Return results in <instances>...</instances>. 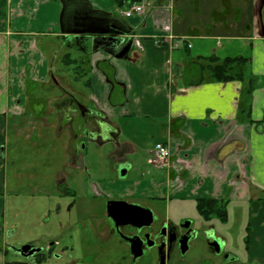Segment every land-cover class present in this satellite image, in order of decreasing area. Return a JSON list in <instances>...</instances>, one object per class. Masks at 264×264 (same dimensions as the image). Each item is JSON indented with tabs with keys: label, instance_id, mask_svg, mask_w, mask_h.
I'll return each mask as SVG.
<instances>
[{
	"label": "crops",
	"instance_id": "crops-1",
	"mask_svg": "<svg viewBox=\"0 0 264 264\" xmlns=\"http://www.w3.org/2000/svg\"><path fill=\"white\" fill-rule=\"evenodd\" d=\"M135 3L145 13L127 18ZM237 57L250 59L244 80L215 81L209 59ZM27 104L64 117L67 130L79 116L117 154L138 151L143 135L168 145L158 175L129 178L133 162L118 157L127 174L90 182L89 194L216 200L227 215L233 203L250 215L238 264H264V0H0V264L17 229L4 214L8 126L32 118Z\"/></svg>",
	"mask_w": 264,
	"mask_h": 264
},
{
	"label": "rangeland",
	"instance_id": "rangeland-1",
	"mask_svg": "<svg viewBox=\"0 0 264 264\" xmlns=\"http://www.w3.org/2000/svg\"><path fill=\"white\" fill-rule=\"evenodd\" d=\"M39 94L45 100L55 93L42 91ZM27 105L25 111L32 115V118H23L24 123L21 125L10 123L8 126L9 143L5 156L8 189L4 214L7 228L11 230L10 228L17 227L16 232L10 234L8 245L21 248L32 244L45 249L54 240H59L60 244L53 246V253L45 258L44 264H66V255L71 251L75 258L83 257L85 253L90 254L96 262L87 264H112L120 257L121 249L115 247L103 251L100 247V238L94 226L96 222L91 217L102 213L104 206L98 196L89 194V183L98 179L118 178L117 166L120 163H117V159L122 156L133 162L134 170L129 178L142 176V172L139 173L142 169L151 170L158 175L160 170L149 164V154L143 148L144 144L153 146L154 139H146L148 136L143 135V149L140 148L134 153L124 151L117 154L112 141L100 139L95 142L88 137L87 126L79 116L72 118L68 131L64 117L54 121L49 116L51 109L46 107L34 116V110L30 108V104ZM28 120H32V123H25ZM94 134L98 136V133ZM72 155L82 159V169L67 166V162L75 161ZM67 191V197L61 195ZM138 202L150 206L155 211L167 212L176 220L181 216H188L202 221L197 204L193 201H174L167 206L164 202ZM59 203L65 209L60 215L57 213ZM72 203V210L67 213L66 209ZM235 207L237 209V205L231 203L228 223L223 225L217 222V227L223 229L224 233H231V242L236 243V253L243 261L250 215H235ZM201 233L200 231L199 236ZM200 240L198 239V242ZM198 242L188 251L183 262L193 261L194 258L199 261L201 257H205L204 244ZM66 247L70 250L66 251ZM208 258L209 256H206L204 259ZM34 262L33 256L25 258L11 250L7 252V264Z\"/></svg>",
	"mask_w": 264,
	"mask_h": 264
},
{
	"label": "flooded vegetation",
	"instance_id": "flooded-vegetation-1",
	"mask_svg": "<svg viewBox=\"0 0 264 264\" xmlns=\"http://www.w3.org/2000/svg\"><path fill=\"white\" fill-rule=\"evenodd\" d=\"M153 155L154 152L152 151L150 156L153 157ZM71 157L75 158V167L82 169L83 165L80 163L82 159L76 158L74 155ZM171 158L172 156L169 161ZM130 165L129 162L123 161L117 166L119 177L124 175ZM151 166L160 169L164 168L166 164L164 166ZM61 195L67 197L69 191ZM93 196H98L101 205L104 206L102 213L91 217L96 222L94 226L100 238L101 249L103 251L115 247L121 249L120 257L112 264H189L197 259L194 258L193 261L189 262L183 261L188 251L198 242V239H201L198 243L203 242L204 244L205 257L209 256L206 260L205 257L200 258V260L205 261L204 264H238L240 261L236 253V243H232L230 239L231 233H224L223 229L217 227V222H221L223 225L228 223V215L221 212L213 213L210 209L204 212L198 210L202 221L199 219L196 221L188 216H181L180 219L176 220L167 212L155 211L150 206L132 201L127 196L111 197L100 191L99 188L95 189ZM112 202L118 203L113 204ZM73 205L72 203L67 207V213L72 210ZM130 205L138 207H129ZM64 210V206L59 203L57 213L60 215ZM144 210H151V212ZM200 231L202 233L199 236ZM8 234L10 235V232ZM246 242L248 241L246 240ZM59 244V240H54L45 249L40 248L41 251L33 256L35 263L44 264L45 258L52 255L53 246ZM31 246L37 248L32 244ZM7 249L20 255L17 247L8 245ZM68 250L70 249L66 247V251ZM72 252L67 253L68 261L66 264L96 262L88 253H85L83 257L75 258Z\"/></svg>",
	"mask_w": 264,
	"mask_h": 264
},
{
	"label": "trees",
	"instance_id": "trees-1",
	"mask_svg": "<svg viewBox=\"0 0 264 264\" xmlns=\"http://www.w3.org/2000/svg\"><path fill=\"white\" fill-rule=\"evenodd\" d=\"M208 62V67L214 80L227 83L244 80L250 59L244 57L226 59L210 58ZM253 88L254 86L251 84L249 91L251 92ZM197 208L201 212L210 209L213 213L221 212L227 215L225 203L216 200H199L197 202Z\"/></svg>",
	"mask_w": 264,
	"mask_h": 264
},
{
	"label": "built area",
	"instance_id": "built-area-1",
	"mask_svg": "<svg viewBox=\"0 0 264 264\" xmlns=\"http://www.w3.org/2000/svg\"><path fill=\"white\" fill-rule=\"evenodd\" d=\"M146 10V5L143 3L140 4H133L127 11H125L124 15L127 18H131L133 16H141L145 13ZM165 42L170 41V43L172 44V40L170 38L166 39L165 37ZM171 157V151L170 149L165 146L163 143H157L155 146V150H154V155L153 158L151 160V163L155 166H164L165 164H167V162L169 161Z\"/></svg>",
	"mask_w": 264,
	"mask_h": 264
},
{
	"label": "water",
	"instance_id": "water-1",
	"mask_svg": "<svg viewBox=\"0 0 264 264\" xmlns=\"http://www.w3.org/2000/svg\"><path fill=\"white\" fill-rule=\"evenodd\" d=\"M127 171L124 173L123 176H125L127 174ZM113 204L115 203H118V202H112ZM129 207H138V206H135V205H130ZM144 211H148V212H151V210H144ZM18 250V253H20L21 256L25 257V258H29V257H32L34 256L37 252L41 251V249H37V248H33L31 245H25Z\"/></svg>",
	"mask_w": 264,
	"mask_h": 264
}]
</instances>
